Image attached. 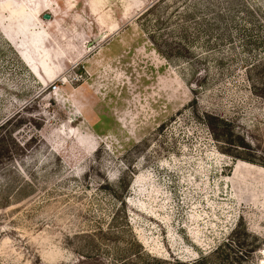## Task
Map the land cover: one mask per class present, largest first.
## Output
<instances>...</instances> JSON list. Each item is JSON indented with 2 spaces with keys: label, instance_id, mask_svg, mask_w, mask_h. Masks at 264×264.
Segmentation results:
<instances>
[{
  "label": "rangeland",
  "instance_id": "rangeland-1",
  "mask_svg": "<svg viewBox=\"0 0 264 264\" xmlns=\"http://www.w3.org/2000/svg\"><path fill=\"white\" fill-rule=\"evenodd\" d=\"M245 228L264 264V0H0V264L192 262Z\"/></svg>",
  "mask_w": 264,
  "mask_h": 264
},
{
  "label": "trees",
  "instance_id": "trees-1",
  "mask_svg": "<svg viewBox=\"0 0 264 264\" xmlns=\"http://www.w3.org/2000/svg\"><path fill=\"white\" fill-rule=\"evenodd\" d=\"M258 239L259 237L247 228L243 232L236 230L214 250L201 254L194 261H176L178 264H253L251 258L259 250ZM140 253L145 254L143 250Z\"/></svg>",
  "mask_w": 264,
  "mask_h": 264
},
{
  "label": "water",
  "instance_id": "water-1",
  "mask_svg": "<svg viewBox=\"0 0 264 264\" xmlns=\"http://www.w3.org/2000/svg\"><path fill=\"white\" fill-rule=\"evenodd\" d=\"M44 18H45V19H51V18H52V14H50V13H45V14H44Z\"/></svg>",
  "mask_w": 264,
  "mask_h": 264
}]
</instances>
